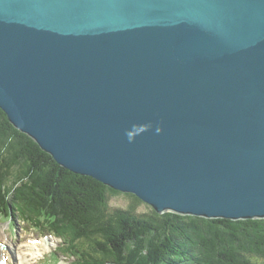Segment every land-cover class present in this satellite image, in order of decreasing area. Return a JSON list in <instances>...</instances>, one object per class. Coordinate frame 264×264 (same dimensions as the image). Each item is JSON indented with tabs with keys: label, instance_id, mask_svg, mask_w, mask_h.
<instances>
[{
	"label": "water",
	"instance_id": "water-1",
	"mask_svg": "<svg viewBox=\"0 0 264 264\" xmlns=\"http://www.w3.org/2000/svg\"><path fill=\"white\" fill-rule=\"evenodd\" d=\"M0 107L161 214L264 219V0H0Z\"/></svg>",
	"mask_w": 264,
	"mask_h": 264
},
{
	"label": "trees",
	"instance_id": "trees-1",
	"mask_svg": "<svg viewBox=\"0 0 264 264\" xmlns=\"http://www.w3.org/2000/svg\"><path fill=\"white\" fill-rule=\"evenodd\" d=\"M115 195L132 204L111 207ZM144 203L63 167L0 107V218L24 207L23 223L62 239L59 254L76 264H264V219L161 214Z\"/></svg>",
	"mask_w": 264,
	"mask_h": 264
},
{
	"label": "rangeland",
	"instance_id": "rangeland-1",
	"mask_svg": "<svg viewBox=\"0 0 264 264\" xmlns=\"http://www.w3.org/2000/svg\"><path fill=\"white\" fill-rule=\"evenodd\" d=\"M131 204L132 199L126 195L112 196L111 207L113 208H128ZM23 208L17 211L12 222L8 221L6 218H0V228L5 229L4 232L8 234V239L13 240L15 247H30L25 245L44 241L46 243L45 245H47L45 247L48 248L45 250L44 256L43 254H39L37 258L38 261H34L36 264H76V261H72L69 256L64 253V250L59 254V249L57 247H59L62 241L61 238L47 234L45 231H37L32 225L25 222L23 223V218H25L23 217L24 215H21V210ZM149 209L150 207L147 203L140 205V210L148 211ZM56 224H59V222ZM0 232L4 234L2 231ZM138 247L142 250L140 242H138Z\"/></svg>",
	"mask_w": 264,
	"mask_h": 264
},
{
	"label": "bare ground",
	"instance_id": "bare-ground-1",
	"mask_svg": "<svg viewBox=\"0 0 264 264\" xmlns=\"http://www.w3.org/2000/svg\"><path fill=\"white\" fill-rule=\"evenodd\" d=\"M4 230L0 228V231L4 233L2 234L0 232V259H6L13 264H36L34 261H38L39 254L45 255V250L48 247H45L47 245H45L46 243L44 241L25 245L30 247L16 248L13 240L8 239V234Z\"/></svg>",
	"mask_w": 264,
	"mask_h": 264
}]
</instances>
